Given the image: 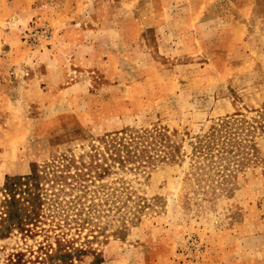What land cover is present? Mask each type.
<instances>
[{"label":"rangeland","instance_id":"374dc122","mask_svg":"<svg viewBox=\"0 0 264 264\" xmlns=\"http://www.w3.org/2000/svg\"><path fill=\"white\" fill-rule=\"evenodd\" d=\"M262 107L264 0H0V186L120 130L173 148L69 204L72 264H264V133L227 182L193 156Z\"/></svg>","mask_w":264,"mask_h":264},{"label":"trees","instance_id":"16d2710c","mask_svg":"<svg viewBox=\"0 0 264 264\" xmlns=\"http://www.w3.org/2000/svg\"><path fill=\"white\" fill-rule=\"evenodd\" d=\"M254 112L250 117L244 113L227 117L199 136L193 148L195 164L201 159L202 164L215 169L217 178L227 182L256 150L255 136L264 133V107ZM172 150L164 132L120 130L102 137L76 161L66 157L53 160L27 176L9 179L0 186V240L15 237L17 242L8 252L7 261L72 264L78 260L86 250L58 232L70 217L69 204L73 203L75 214L80 215L85 194L97 188L98 192L104 190L95 183L111 171L146 168L171 156ZM67 196L72 199L66 200ZM30 240L36 242L35 246L27 244Z\"/></svg>","mask_w":264,"mask_h":264}]
</instances>
